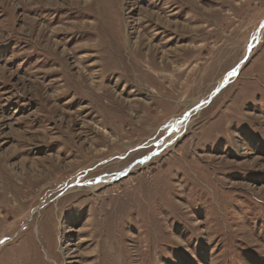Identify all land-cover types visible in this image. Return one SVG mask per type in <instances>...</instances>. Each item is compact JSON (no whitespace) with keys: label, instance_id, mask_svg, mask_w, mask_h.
I'll use <instances>...</instances> for the list:
<instances>
[{"label":"rangeland","instance_id":"1","mask_svg":"<svg viewBox=\"0 0 264 264\" xmlns=\"http://www.w3.org/2000/svg\"><path fill=\"white\" fill-rule=\"evenodd\" d=\"M50 1L0 0V264H264V0Z\"/></svg>","mask_w":264,"mask_h":264},{"label":"bare ground","instance_id":"2","mask_svg":"<svg viewBox=\"0 0 264 264\" xmlns=\"http://www.w3.org/2000/svg\"><path fill=\"white\" fill-rule=\"evenodd\" d=\"M51 1L49 0V3H50ZM239 65V64H238ZM241 67L240 66H238V67H236L234 70H233V72H232V74L230 75L231 77H235V74L239 71V69H240ZM224 82H226V80L224 81ZM197 111V110H196ZM192 112H193V110H191V113L189 112L188 113V115L190 116L191 114H192ZM189 116H187L185 119L187 120V118L189 117ZM178 122H176L175 123V126H178ZM175 134H177V135H179V132H178V129H177V131L176 132H174Z\"/></svg>","mask_w":264,"mask_h":264}]
</instances>
